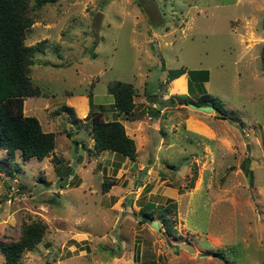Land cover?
<instances>
[{
    "label": "rangeland",
    "instance_id": "1",
    "mask_svg": "<svg viewBox=\"0 0 264 264\" xmlns=\"http://www.w3.org/2000/svg\"><path fill=\"white\" fill-rule=\"evenodd\" d=\"M155 1L57 0L36 10L25 43L44 40L29 73L42 93L24 98L23 112L55 133V147L42 159L0 149V241L24 221L47 224L20 264H264V0ZM178 68L208 69L202 86L228 116L188 106L207 104L199 83L187 81L179 103L185 77L168 74ZM114 79L134 86L129 114L97 105ZM77 95L89 98L86 115L92 100L103 118L135 119L134 159L94 151ZM104 178L113 180L106 191ZM167 198L175 234L161 220Z\"/></svg>",
    "mask_w": 264,
    "mask_h": 264
},
{
    "label": "trees",
    "instance_id": "2",
    "mask_svg": "<svg viewBox=\"0 0 264 264\" xmlns=\"http://www.w3.org/2000/svg\"><path fill=\"white\" fill-rule=\"evenodd\" d=\"M57 0H0V149H6L8 153L14 154L16 149H21L25 157L35 156L42 159L55 147V133L42 128L37 116L23 112L24 98L38 96L41 89L33 84L30 77L33 56L37 51H44V40L34 44L25 43L26 31L34 21L36 10L46 3H53ZM156 3L155 0H139V2ZM146 7L149 4H145ZM157 8V5H156ZM184 72L188 75L190 89H195L194 84H201L197 87L201 92L199 97L207 104L214 106L221 117L228 116V109L223 102L203 88V83L209 78L208 69H174L169 71L170 79ZM180 77V76H178ZM204 89V90H203ZM107 91L113 97L112 107L118 113L129 114L135 107L133 95L135 92L131 82L114 79L107 83ZM151 89L148 94L151 95ZM175 94L166 99L172 101ZM178 101L187 104V94L180 93ZM166 101V100H165ZM153 102V101H152ZM94 103L90 100V111L86 115L90 120V133L93 137L95 152L110 150L121 157L134 159L137 154L135 139L125 129L119 118L106 119L102 117V110L94 111ZM99 108L103 104L97 103ZM61 110H66L75 119L74 108L68 104H62ZM158 107H149L151 114H156ZM70 136L71 129L66 130ZM55 155V154H54ZM58 158L55 157L54 161ZM250 173V170L247 173ZM113 184L112 179L102 180V190L106 191ZM192 185V182L191 184ZM170 203L161 210V220L167 227L169 233H174L170 224L169 211H174L175 202L167 198ZM149 217H153L155 211L149 207L144 209ZM47 224L41 219L24 221L20 225V233L17 237L10 238L5 242L0 241V250L4 256L3 264H20V259L25 250L32 248L40 242L45 234ZM225 264H238L237 262L224 259ZM147 264H155L150 262Z\"/></svg>",
    "mask_w": 264,
    "mask_h": 264
},
{
    "label": "crops",
    "instance_id": "3",
    "mask_svg": "<svg viewBox=\"0 0 264 264\" xmlns=\"http://www.w3.org/2000/svg\"><path fill=\"white\" fill-rule=\"evenodd\" d=\"M244 41V40H243ZM244 47H245V44H244ZM260 55H261V57H262V62H263V67H262V72L264 71V50L263 49H261L260 50ZM242 56H243V54H242ZM241 56V57H242ZM245 57V56H244ZM255 58H257V55H256V57ZM181 75H184V77H185V89H184V91H180V92H183V93H186V90H187V79H188V76H187V73L186 72H184V73H182V74H180V75H178V76H181ZM177 76V77H178ZM174 78H176V77H174ZM173 78V79H174ZM95 95V94H94ZM109 96H107V98L106 99H103V100H99L98 102H99V104H105V103H112V101H113V97H112V95L109 93L108 94ZM70 99V98H69ZM71 99H73V101L75 102H77L78 104L80 103V104H82V107H80V109L82 110L81 111V114L80 115H86V112L88 111V109H89V105H88V101H89V98L86 96V95H77V96H74L73 98L71 97ZM97 103V102H96ZM79 104V105H80ZM70 105V104H69ZM112 112H115L116 114H117V112H116V109H110ZM118 115V114H117ZM118 116H120V115H118ZM120 119V118H119ZM128 126L127 125H125L124 124V126H125V128H126V132L130 135V136H132L134 139H135V142H136V146H137V140H136V133H134L133 132V126H134V122H135V119L133 118L132 119V117L131 118H128ZM131 125V131L129 132V130H128V127ZM129 128V129H130ZM263 136V138H264V134L262 135ZM262 141H264V140H262ZM264 143V142H263ZM263 147V146H262ZM262 147H260V149H262V154H263V152H264V148H262Z\"/></svg>",
    "mask_w": 264,
    "mask_h": 264
},
{
    "label": "water",
    "instance_id": "4",
    "mask_svg": "<svg viewBox=\"0 0 264 264\" xmlns=\"http://www.w3.org/2000/svg\"><path fill=\"white\" fill-rule=\"evenodd\" d=\"M188 106L191 107V108L199 109V110H203V111H211V110H214V106L211 105V104H195V103H192V102H188ZM247 149L250 150L249 143H247ZM144 169H146V168H142L138 172V174H137L138 177H140V175L144 171ZM150 224H151L152 227H154L156 229L159 228V225H158V222H157L156 219L151 220Z\"/></svg>",
    "mask_w": 264,
    "mask_h": 264
},
{
    "label": "built area",
    "instance_id": "5",
    "mask_svg": "<svg viewBox=\"0 0 264 264\" xmlns=\"http://www.w3.org/2000/svg\"><path fill=\"white\" fill-rule=\"evenodd\" d=\"M154 104V103H153ZM156 105V104H155Z\"/></svg>",
    "mask_w": 264,
    "mask_h": 264
}]
</instances>
